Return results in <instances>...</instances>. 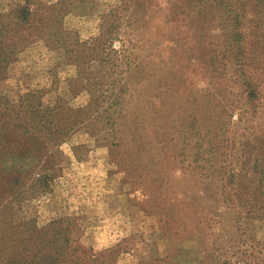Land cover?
<instances>
[{"label": "rangeland", "instance_id": "1", "mask_svg": "<svg viewBox=\"0 0 264 264\" xmlns=\"http://www.w3.org/2000/svg\"><path fill=\"white\" fill-rule=\"evenodd\" d=\"M30 2L21 31L0 14V48L65 131L2 108L0 196L7 177L38 195L19 223L67 218L105 264H264V0Z\"/></svg>", "mask_w": 264, "mask_h": 264}, {"label": "trees", "instance_id": "2", "mask_svg": "<svg viewBox=\"0 0 264 264\" xmlns=\"http://www.w3.org/2000/svg\"><path fill=\"white\" fill-rule=\"evenodd\" d=\"M35 8L30 0H12L8 12L0 14L10 19L11 24L21 31L29 24ZM20 35L19 54L32 44L33 39H31L32 35L26 32ZM3 40L2 35V45ZM14 53L15 51L5 45L0 48V76L11 74L7 80L12 84L7 85L9 88L7 93L0 92V117L6 115L5 111L11 110L9 106L18 103L21 110L27 109L30 112L29 118L35 122L33 133L37 134L36 139L47 131L45 128L48 123L51 134L63 136L64 129H55L58 125L55 120L62 112V99L58 98L55 103H46L47 95L44 90L34 89L35 86L31 85L30 79L27 81L29 74L25 72L26 68L21 64L20 68L17 67L20 58L14 57ZM12 59L17 60L13 61ZM15 70L20 73L18 78ZM0 81H2L1 77ZM3 107L5 111L2 110ZM2 128L4 132L9 129L5 120ZM7 179L1 180L4 192L0 196V202L4 203L0 204V264H88L89 260L95 264H105V252H96L99 255V258L96 259L92 254L83 252L78 255V249H71L70 239L63 227L67 218L42 222V225L37 222L36 218H24L23 223H19L16 213L30 204V201H27L29 192L33 200H36L38 195L35 194V186L29 188L30 191L26 190V186L22 184L16 188L17 183L13 184ZM47 186L48 183L47 185L45 183V187ZM10 194L12 195L11 199L4 197ZM18 234L22 237L15 239Z\"/></svg>", "mask_w": 264, "mask_h": 264}]
</instances>
